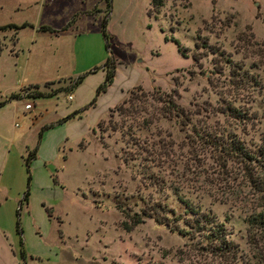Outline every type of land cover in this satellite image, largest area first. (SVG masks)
Segmentation results:
<instances>
[{
  "label": "rangeland",
  "instance_id": "obj_1",
  "mask_svg": "<svg viewBox=\"0 0 264 264\" xmlns=\"http://www.w3.org/2000/svg\"><path fill=\"white\" fill-rule=\"evenodd\" d=\"M18 1L0 0V25L56 31L0 29V100L19 93L0 105V264L29 253L76 264H225L201 235L178 231L200 213L234 244L230 264H264V230L247 221L261 199L241 164L209 142L264 138V0H162L156 11L150 0ZM107 56L121 85H133L128 98L106 111L98 93L79 116L48 121L94 97L96 75L70 81ZM240 62L247 80L239 71L236 84L226 64ZM27 84L55 93L32 97ZM223 100L246 121L221 113ZM23 145H36L28 181Z\"/></svg>",
  "mask_w": 264,
  "mask_h": 264
},
{
  "label": "trees",
  "instance_id": "obj_2",
  "mask_svg": "<svg viewBox=\"0 0 264 264\" xmlns=\"http://www.w3.org/2000/svg\"><path fill=\"white\" fill-rule=\"evenodd\" d=\"M161 3L162 0H150V6L153 7L155 11L161 5ZM103 24H104V20H102V24L100 26V32L103 38L105 39L106 34L104 33L103 30ZM25 25H27L26 22H21L19 24L8 22L3 25H0V29L12 28V30L15 32L17 29L22 28ZM63 28L64 26L61 29ZM38 30L56 31L55 29H52L46 25H39ZM171 39L177 44L178 50L181 51L177 41L173 38ZM105 46L107 47V43H105ZM206 46H207L206 51L210 53L215 52V48H213L211 45L210 47L209 45ZM192 58L194 61L197 60V57L195 55H193ZM242 65H243L242 62L234 63V64H226V68L228 71H231V73L233 74L236 73V75L239 73V71H241L244 75L243 77L240 75L242 77L241 79L242 81L243 80L245 81L247 80L246 72H245L246 68H243ZM97 68H102L104 70V74L101 82L98 83V85L94 90V97H92L91 100H89L81 108L73 110L69 114L56 119L55 122L57 123L62 122L68 119L69 117H72L74 115H79V112H81L87 106H90L94 103L95 96L101 91H103L105 87L111 82L114 71V63L113 60H111V58L107 56L99 67H94L92 69H89L88 71L84 72V74L77 75L75 78H73L70 81L69 89L75 86L76 84H78L86 73L92 72ZM234 79H235V83L239 84L238 83V81H240L239 75H237ZM47 83L48 82H45L44 85L46 86ZM24 88L30 89L29 93L32 94L31 95L32 97H46L53 95L55 93V90H38L36 84H27ZM127 92L128 95L126 97H123L121 101L118 103H121L128 98V96L131 94V90L129 89L127 90ZM18 97H19L18 92L9 93L7 98L0 101V105H2L8 99L18 98ZM161 101H165V100L161 99ZM223 101H224L223 104L220 106L221 113L238 121L239 120L246 121L248 116L245 110L241 112L240 109L237 108V106H234L225 100ZM171 107H172L171 111H173L175 117L180 118L183 116V112L180 107H178L175 104H172ZM50 125L51 123L44 124L42 127H40L39 130L37 131V137H39L42 128L49 127ZM218 137L219 139L214 138L209 140L210 146H212L214 150H218V152L224 155L225 159L228 158L230 160H233L241 164L242 168L244 169V173L247 181L250 183V186L257 193V197L261 199L260 204H258L260 206L259 210L255 214L249 215V217L247 218L248 225L251 227H257V229L259 230H264V138L260 140L259 144H254L250 146L249 144H246L243 140H240L238 137H232V136L228 137V134L222 137L220 133ZM35 149H36V145L32 146L31 149L26 150V154L23 158V162L26 167V172L28 174L26 177L27 181L29 179L28 163L34 157ZM26 197H27V190H25L21 194L20 201L25 202ZM155 219L156 221H160L158 218ZM182 223L185 228L183 227L178 229V231H180L182 234L189 233L192 230L195 231L197 234L201 235L203 239H205L206 242L204 243L209 247V250L217 257H219V259L223 260L225 264H230L231 262L235 261L237 250L234 244L226 238L225 230L221 226V224L211 219L209 215L205 213H200L191 217L185 216L183 217ZM15 227H16V231L19 233L20 229L18 228L17 219L15 221Z\"/></svg>",
  "mask_w": 264,
  "mask_h": 264
},
{
  "label": "crops",
  "instance_id": "obj_3",
  "mask_svg": "<svg viewBox=\"0 0 264 264\" xmlns=\"http://www.w3.org/2000/svg\"><path fill=\"white\" fill-rule=\"evenodd\" d=\"M16 1V3L17 4H19L18 2H20V1H18V0H15ZM24 2H21V3H24L25 5H29L30 3H36L37 1L36 0H23ZM31 1V2H30ZM54 2V0H42V3H41V5L42 4H44V5H48V4H52ZM25 22V21H24ZM27 23V22H26ZM72 24V26L74 27L75 26V23H71ZM25 26H30L31 28H34L35 30H38V28H36L35 26H33L32 24L30 25V23H27V25H25ZM24 26V27H25ZM65 26V25H64ZM24 27H22V28H24ZM76 27V26H75ZM74 27V28H75ZM22 28H19V29H17V30H20V29H22ZM17 30L15 31V32H17ZM15 39V38H14ZM15 41V40H14ZM12 42H13V40H12ZM96 75V80H95V82H97V81H99L100 80V82H101V80H102V78H103V74H104V70L102 69V68H97V69H95L94 71H92V72H89V73H86L85 74V76H88V75ZM131 86H133V85H121V82L117 79V70L115 69L114 71H113V76H112V79H111V82L105 87V89L103 90V91H101L100 93H99V95L97 96L99 99H103L104 97H105V100H106V103H105V109H106V111L109 109V108H111L113 105H115V104H117L118 102H120L121 101V99L126 95V93H127V90L131 87ZM37 89L38 90H40L38 87H37ZM24 93H26L25 91H24ZM51 96V95H50ZM47 97H49V96H47ZM1 101V100H0ZM94 102H96V101H94ZM95 105V103H93L91 106H94ZM69 110L70 109H68V110H65V111H63L61 114H63V116L65 115V114H67V113H69ZM71 110H75V108L74 107H72V109ZM61 115L58 113V114H56L55 113V115L52 117V118H50V119H47L48 121H55L54 119H57L58 117H60ZM77 116H79V115H77ZM62 117V116H61ZM72 118V117H71ZM9 145H11V144H9ZM24 146V150H26L27 149V147L25 146V145H23ZM36 255V254H35ZM35 257V258H34ZM34 257H32V254L31 253H29V255H28V260H25V258H22V264H28L27 262L28 261H33V262H35V260H36V258L39 260V261H41L43 264H76L75 263V260H76V258H73L72 257V259H69V257L67 256V258H65V257H62V258H56V254L55 255H53L51 258H49V257H44L43 259H41V258H39V256H34ZM27 261V262H26ZM96 263V262H95ZM94 262H93V264H95ZM17 264V263H16ZM79 264V263H78ZM96 264H98V263H96Z\"/></svg>",
  "mask_w": 264,
  "mask_h": 264
},
{
  "label": "built area",
  "instance_id": "obj_4",
  "mask_svg": "<svg viewBox=\"0 0 264 264\" xmlns=\"http://www.w3.org/2000/svg\"><path fill=\"white\" fill-rule=\"evenodd\" d=\"M21 95H23L22 97L23 98H25L27 95H26V93H21L20 94V96ZM67 98H69V95H67ZM32 107V101H30V100H23L22 102H21V105H20V109L22 110V111H27V110H29L30 108Z\"/></svg>",
  "mask_w": 264,
  "mask_h": 264
}]
</instances>
